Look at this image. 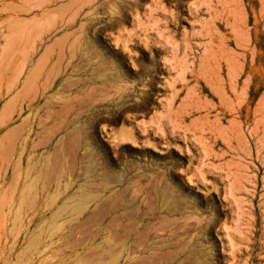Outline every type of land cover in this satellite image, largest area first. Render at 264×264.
<instances>
[{"label":"rangeland","instance_id":"1","mask_svg":"<svg viewBox=\"0 0 264 264\" xmlns=\"http://www.w3.org/2000/svg\"><path fill=\"white\" fill-rule=\"evenodd\" d=\"M67 143L130 174L163 264H264V0H0V264L72 263L84 169L35 152Z\"/></svg>","mask_w":264,"mask_h":264},{"label":"crops","instance_id":"2","mask_svg":"<svg viewBox=\"0 0 264 264\" xmlns=\"http://www.w3.org/2000/svg\"><path fill=\"white\" fill-rule=\"evenodd\" d=\"M57 55L59 50L51 47L37 55L34 51H22V54L11 59V63L20 70L32 63L33 71L37 72L46 63L60 66ZM80 67H84V60L80 61ZM31 79L28 77L27 81ZM88 103H81L82 112L84 104ZM74 135L72 132L67 136L72 139ZM74 148L67 143L62 147L35 149L38 152L36 158L41 161L40 167L60 166L56 162L70 160L84 169L82 183L71 196L66 197L65 206L50 212L51 215L73 217L75 240L72 243L71 264H147L151 262L154 244L159 250L157 262L168 263L169 237L162 236L156 242L152 229L146 227L144 219H139L144 212L137 210L135 198L129 191L130 174L126 173V187L120 190L114 186L117 179L111 166L106 169V162L98 158V150L84 146L83 155L78 157L74 155Z\"/></svg>","mask_w":264,"mask_h":264}]
</instances>
